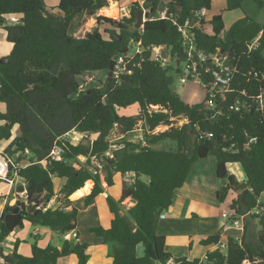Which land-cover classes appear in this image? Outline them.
<instances>
[{
  "label": "trees",
  "instance_id": "obj_1",
  "mask_svg": "<svg viewBox=\"0 0 264 264\" xmlns=\"http://www.w3.org/2000/svg\"><path fill=\"white\" fill-rule=\"evenodd\" d=\"M244 1L225 0L224 11H242ZM253 2L259 8L264 7L262 0ZM106 3L107 0H57V12H52L45 0H0V27L6 31V43L11 46L9 54L0 58L7 60L0 62V104L5 106V111H0V141L8 143L3 153L12 160L6 179L16 177L29 185L22 203L26 214H10L4 219L10 203L0 214V244L16 228L22 229L24 223L60 235L75 232L77 210H66L71 204L68 198L87 181H92L93 186L84 198L85 205L103 193L100 177L93 174L89 157L104 155L109 150L111 143L107 138L114 128L125 136L141 123L142 140L147 147L142 146L141 140L131 142L122 138L115 144L119 148L103 160L105 186H114L116 174H133V182L123 185L119 200L107 196L112 215L110 226L93 227L90 233L108 247L112 264H166L168 260L175 264H200L198 259L174 258L166 250L165 237L157 234V225L160 215L171 206L175 191L191 180L195 163L204 162L209 156L215 157L216 177L222 184L216 194L219 202L238 185L235 175L229 172V166L236 165L243 173L242 184L247 191L243 201L240 195L230 209L243 215L263 208L258 199L264 193V115L230 108L236 100L247 99L241 95L242 90L255 96L264 88V80L260 79L264 74V27L244 14L224 31L222 16L217 14L209 22L202 21L196 30L197 49L208 55L221 50L228 52L229 61L237 63L240 69L233 84L234 92L217 105L221 114H216L203 104L183 102L174 94L172 77L182 74L178 63L183 61L180 34L173 21L182 24L201 9L208 14L211 0H168L165 6L172 18L165 20L155 19L163 1L150 0L145 5L152 9L150 18L141 29L131 32L130 27L141 10L134 2L128 17L97 16L98 28L82 38L69 34L76 16L95 15ZM11 16H19V22L5 25L3 22H9ZM205 26L210 27L209 32ZM99 27H103V33ZM258 37L259 47L247 54ZM131 44L139 48V53H134L127 65L130 74L118 79L108 76L102 87L79 91L80 76L107 73L114 57L125 50L127 55ZM162 46L169 50L173 66L153 60L152 49ZM130 107H138L139 112L119 115L120 110ZM176 119L186 122L175 126ZM159 126L168 129L150 133ZM72 129L94 134L96 138L87 146H73L62 140ZM208 134L212 137L208 138ZM55 142L64 147L63 160L48 163L47 156ZM163 143H168L166 149L156 147ZM79 157L86 158V162L76 168L71 162H79ZM23 161L28 165L20 167ZM54 178L59 181L57 194ZM2 186H7L4 179H0ZM56 195L60 197L43 212L40 207H45ZM125 200L133 203L127 210L121 206ZM250 219L257 220L259 226L256 242L245 234L239 241L228 238L224 252L207 253V264H264V212L251 215ZM76 238L63 241L60 249L41 248L34 242L28 257L17 252V240L8 255L2 254L0 246L3 259L0 264H56L70 255L76 257L78 264H87L89 245ZM219 240L216 233L200 243L210 246ZM138 245L143 247L141 257L136 255Z\"/></svg>",
  "mask_w": 264,
  "mask_h": 264
},
{
  "label": "crops",
  "instance_id": "obj_2",
  "mask_svg": "<svg viewBox=\"0 0 264 264\" xmlns=\"http://www.w3.org/2000/svg\"><path fill=\"white\" fill-rule=\"evenodd\" d=\"M160 1H163L165 5V1L168 0ZM56 5H52L53 9H50V11L57 12L55 7H53ZM224 10L219 13L223 19L224 31H227L233 23L241 19L243 15L246 14L243 10V6L242 11L236 10L232 12H225ZM204 21L206 22V16ZM206 27L207 26H205V29H207ZM208 28L210 31L209 26ZM10 49L11 46L6 43V31L3 27H0V58L6 57L9 54ZM181 86H183V84L179 83L178 88ZM0 111H5V106L3 104H0ZM138 112L139 108L134 107L130 115H136ZM139 126L140 123L136 126V128ZM126 136L127 135L124 136L120 134V139L127 138ZM140 138L141 136L133 137L130 138L129 141L137 142ZM3 147L5 148V146ZM79 160L84 162L82 157H79ZM214 161L215 167L212 165L209 171L204 169L203 166L196 169L191 180L175 191L171 206L160 215L157 225V234L165 237L166 250L171 253L174 258H186L188 261L198 259L206 262V260H204V256H206L207 253L214 251L215 245L203 246L200 243L201 240H204L216 233L219 234L218 222L220 214L223 211L232 210L230 209L231 203L237 200V198L241 195V192H236L234 190L229 191L224 201H227L230 196V202L227 204L225 210L223 209L222 211L220 209L224 201L222 203L219 202L216 194L222 184L216 177V160ZM77 165L78 164L74 162L73 166ZM235 170L236 172L233 174L235 175L236 180L240 182L238 185H241L244 181L243 173L240 171L238 166ZM113 180L114 186L107 187L105 186L104 179L100 177L103 193L96 197L89 205H85L84 198L92 189V181H87L90 183V186H83L68 198L71 204L66 210L70 211L71 208H75L77 210V223L75 231L77 234L76 239L80 243H87L89 245L86 251L89 256L87 264H112V259L108 256V247L96 239L90 233V229L97 226H102L103 228H108L110 226L112 215L108 211L106 198L107 196H110L116 201L119 200L123 185H129L133 182V174H116L114 175ZM10 189V186L0 187V214L2 213L5 205L9 203L8 193ZM58 189L59 186H54L56 194ZM78 192L79 196H75ZM59 197L60 195H56L46 206L49 207L53 205L55 200ZM21 202L25 203L24 197L22 196ZM13 204L14 203H10V205ZM121 206L123 207V210H127L133 206V203L130 200H125L122 202ZM245 226L247 231H244V234L248 239L255 243L256 233L259 231L257 220L253 221L248 219L244 223V230ZM235 234L236 232H230L225 236H219V242L224 245L226 244L227 239L232 238ZM29 236L36 238L37 245L41 248L53 246L60 249L63 241L74 239L70 236H61L60 234L52 232L46 228L33 227L28 223H24L22 229L14 230L13 233L10 234L3 242L1 245L2 254H10L13 250L14 243L18 240L19 244L17 252L24 257L30 256L31 244L28 240ZM55 238H57V240ZM136 255L138 257L143 255L142 245L137 246ZM202 263L203 262L200 264ZM56 264L78 263L76 257L70 255L60 258Z\"/></svg>",
  "mask_w": 264,
  "mask_h": 264
},
{
  "label": "built area",
  "instance_id": "obj_3",
  "mask_svg": "<svg viewBox=\"0 0 264 264\" xmlns=\"http://www.w3.org/2000/svg\"><path fill=\"white\" fill-rule=\"evenodd\" d=\"M109 0H107L108 2ZM139 1V0H138ZM150 0H141L138 3L141 7L143 13L148 12L151 8H145V5H149ZM105 5V4H104ZM206 16V10L201 9L194 13L192 18L186 19L182 24H178L176 21H173V24L177 26V31L180 34V43L183 54V70L181 82L193 80L196 81L199 86H201L206 91V97L204 102V108L210 111H215L216 114H221V110L217 109V105L224 103L227 97L234 92V81L239 74L240 69L238 68L237 63L229 61V56L224 57L220 55V51L217 54H206L202 50L196 48L195 44V32L200 29V24L204 21ZM172 18V15H169L168 9L165 5H159L156 11L155 19L156 20H165L167 18ZM19 16H11L8 18L10 23H18ZM145 20V19H144ZM148 20V19H147ZM260 37V36H259ZM258 38L252 41L251 45L248 47L247 54H250L253 50L259 47ZM163 47V46H162ZM162 47L153 48V60L160 61L163 66L166 64V59L162 58ZM166 48V47H165ZM136 54L139 53V48L137 47ZM134 54H120L117 56V59L114 61L113 73L112 76L118 79L124 74H130L127 69L129 61L133 58ZM170 59V56H168ZM180 64V63H178ZM257 78V74L254 75ZM260 79L264 80V74L260 75ZM241 95L246 100H236L235 104L230 108L235 112L245 111L249 112L254 110L260 112L264 115V88L260 90L259 94L255 96H248L245 90L241 91ZM167 129V128H166ZM153 132V131H152ZM151 133V132H150ZM152 134V133H151ZM89 135L88 133H80L75 129H72L68 133L62 136V140L75 146L80 144L82 138ZM208 138L212 137L211 134L207 135ZM139 140L142 141V146L147 147V144L142 138ZM119 146L111 144L109 150L104 153V155L96 156L92 155L89 157L90 164L93 168V174H98L95 167H100L103 163L105 157H111V151L118 149ZM64 147L58 143H54L52 146L47 160L48 163L52 162H61L63 160ZM84 163L86 158L82 157ZM79 159V158H78ZM76 167V166H74ZM7 181V186L12 188L13 178L4 179ZM251 191V189H250ZM23 196V195H22ZM24 197V196H23ZM44 212L47 210V206L40 207ZM264 212L263 208L256 209V211H251L243 215H237L234 210H226L220 214V219L218 222L219 236H225L230 232H236L232 237L234 241H239L244 234V223L246 220L251 218V215H261ZM17 229V228H16ZM15 229V230H16ZM64 237L70 236L71 238H76V233L72 232L70 234L61 235ZM8 238V237H7ZM6 238V239H7ZM3 242L0 244V246ZM226 244L215 245L214 250L225 251ZM204 260H207V255L204 256ZM0 262H3V259L0 258ZM166 264H175L172 260H168Z\"/></svg>",
  "mask_w": 264,
  "mask_h": 264
},
{
  "label": "rangeland",
  "instance_id": "obj_4",
  "mask_svg": "<svg viewBox=\"0 0 264 264\" xmlns=\"http://www.w3.org/2000/svg\"><path fill=\"white\" fill-rule=\"evenodd\" d=\"M134 1L139 2L141 0H139V1L138 0H109L105 5H103V7L100 10H97L95 15L83 14V15L76 16V18H74L72 23L70 24L69 34L75 38H82L87 32H91L93 29L98 28V26L96 24V17L97 16H103V17L112 18V19H121L123 17H128L130 6L132 3H134ZM211 1H212L211 11L208 12V14H206V22L210 21L212 15H217L220 13V11L225 9V0H211ZM262 1H264V0H262ZM165 2H167V1H165ZM56 3H57V0H45V5H46L48 10L53 9L52 5H56ZM53 7H56V6H53ZM113 8L117 10L116 13L112 16H106L104 11L110 10ZM243 10L247 16L256 20L260 25H262L264 27V7L259 8L252 0H245L243 3ZM99 30L102 33L104 32L103 27H99ZM207 32H209V28H207ZM104 36L106 38V35H104ZM136 51H137V46H135L134 44H131L128 53L134 54ZM161 54H162V58L166 59L164 64H170L171 66H173L174 60L172 62H170V59H168L169 50L165 47H162ZM179 68L182 72V70H183V64L182 63L179 64ZM107 77H108V72L106 73L103 71L96 72V73H93V74H90L87 76H80L79 77V91L82 92V91H86V90H89L92 88L102 87L104 85ZM172 77H173L174 91L183 102H185L188 105H200V104L204 105L205 97H206V91L201 86H199L196 81L190 80V81L181 82L182 74H180V75L173 74ZM179 83H182L183 86L178 88ZM133 109H134V107H130V109L127 108L126 110H120L119 115L120 116H129L132 113ZM185 122H186L185 119H179V120L176 119L175 126H182L183 124H185ZM166 128L168 129L167 126H159L151 133L157 134V133L165 131ZM143 133H144V130L141 127V123H140V126L138 128H136L132 133L127 134V136H126L127 138H124V139L129 140L130 138L137 137V136H141V138H142ZM95 138H96V135H94V134L90 135L89 134L86 137L81 139L80 144L87 146ZM107 139H108V142L111 143L112 145L118 143L121 140L119 130L117 128H114L110 132ZM7 144H8L7 142L1 143V141H0V165H1L0 167H2V169L4 170V173L2 176H0V179H5L7 177L8 173H9L8 167L10 165H12V160L3 153ZM3 146H5V148ZM156 147L161 148V149H166L168 147V143L158 144ZM214 158L215 157H213V156H209L204 162H196L194 165V170L200 168V166H203L204 169H207V171H209L212 165L215 167V164H214L215 159ZM15 159H16V156H15ZM76 163L78 164L76 166V168H77L80 164H83L84 162L79 160V162H76ZM71 164H74V163L71 162ZM27 165H28L27 161H23L19 164L20 167H25ZM236 167H237L236 165H230L229 166V172L235 173ZM95 168L98 172L99 177H102L104 179L105 178V172L102 170V166L95 167ZM13 181H14V183L12 185L13 187L10 189V191L8 193L9 194L8 195V202L9 203H15V188H16V186H18V185L25 186L24 184H22V181L17 179L16 177H13ZM238 184H240V182H238ZM54 186L55 187L59 186V182L56 178L54 179ZM88 186H90V183L88 184ZM75 196H78V194L76 193ZM229 202H230V196L228 197L227 201H224L222 203L220 209L222 211H223V209L225 210L227 207V204ZM258 203L261 204L264 208V193H262L259 196ZM254 211H256V209ZM55 239L57 240V238H55ZM28 240H29V243L31 245L34 242H36V238H34L33 236H31V237L29 236ZM201 262H203L202 264H207L203 260L202 261L200 260V263Z\"/></svg>",
  "mask_w": 264,
  "mask_h": 264
},
{
  "label": "water",
  "instance_id": "obj_5",
  "mask_svg": "<svg viewBox=\"0 0 264 264\" xmlns=\"http://www.w3.org/2000/svg\"><path fill=\"white\" fill-rule=\"evenodd\" d=\"M151 14H152V9H150L148 12H145V13H143V11L140 10L137 13L135 24L130 27V31L134 32L138 29H141L143 27L144 22L150 18ZM3 23L7 26L11 25L10 22H3ZM163 47H165V46H163ZM124 53H126V50L122 54H124ZM220 55L227 57L228 52H224L223 50H221ZM116 59H117V56L114 57V59L111 61L110 65H109V69H108V76L109 77L112 76L114 61ZM0 62L6 63L7 60L6 59L0 60ZM174 94H176V93L174 92ZM28 189H29V185H26V186L18 185V186H16V188H15V203L9 207L8 212H6L4 215V219L10 214L11 215L20 214L22 216L26 214L24 208L22 207L21 196L24 195L28 191ZM234 191L241 192L240 200L243 201V198H244L246 191H247L246 185L241 184V185L235 186ZM27 215H30V214H27Z\"/></svg>",
  "mask_w": 264,
  "mask_h": 264
},
{
  "label": "bare ground",
  "instance_id": "obj_6",
  "mask_svg": "<svg viewBox=\"0 0 264 264\" xmlns=\"http://www.w3.org/2000/svg\"><path fill=\"white\" fill-rule=\"evenodd\" d=\"M116 9H110V10H105L104 13L106 14V16H112L116 13ZM1 166V165H0ZM4 173V170L2 169V167H0V176H2ZM89 182H85V186H88Z\"/></svg>",
  "mask_w": 264,
  "mask_h": 264
}]
</instances>
